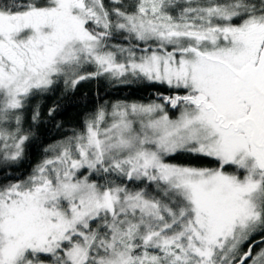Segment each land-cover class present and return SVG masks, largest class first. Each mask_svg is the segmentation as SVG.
<instances>
[{"label":"snow or ice","instance_id":"obj_1","mask_svg":"<svg viewBox=\"0 0 264 264\" xmlns=\"http://www.w3.org/2000/svg\"><path fill=\"white\" fill-rule=\"evenodd\" d=\"M0 264H264V0H0Z\"/></svg>","mask_w":264,"mask_h":264},{"label":"trees","instance_id":"obj_2","mask_svg":"<svg viewBox=\"0 0 264 264\" xmlns=\"http://www.w3.org/2000/svg\"><path fill=\"white\" fill-rule=\"evenodd\" d=\"M153 89H139L136 95L131 96V99H137L140 95H147ZM107 93V94H106ZM129 89H109V86L106 83L98 82L96 80L84 81L78 85L75 97L72 101V105L68 106L65 111L62 112L60 116L57 117L58 120H63L65 126L69 127L80 119V114L83 110L91 109L95 107L96 103L103 102L105 100H114L117 98H123L128 95ZM99 94V95H98ZM59 93L56 96H52L45 101L44 111L47 112V109L52 106V103L57 99ZM39 158V151H33V163Z\"/></svg>","mask_w":264,"mask_h":264}]
</instances>
